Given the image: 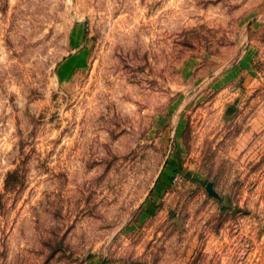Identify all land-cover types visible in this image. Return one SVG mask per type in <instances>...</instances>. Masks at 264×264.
I'll return each mask as SVG.
<instances>
[{
  "label": "rangeland",
  "instance_id": "1",
  "mask_svg": "<svg viewBox=\"0 0 264 264\" xmlns=\"http://www.w3.org/2000/svg\"><path fill=\"white\" fill-rule=\"evenodd\" d=\"M0 264H264V0H0Z\"/></svg>",
  "mask_w": 264,
  "mask_h": 264
}]
</instances>
